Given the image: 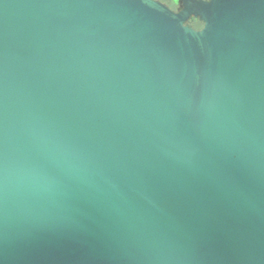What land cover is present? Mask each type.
Instances as JSON below:
<instances>
[{"label":"water","instance_id":"obj_1","mask_svg":"<svg viewBox=\"0 0 264 264\" xmlns=\"http://www.w3.org/2000/svg\"><path fill=\"white\" fill-rule=\"evenodd\" d=\"M178 5L0 0V264H264V0Z\"/></svg>","mask_w":264,"mask_h":264},{"label":"flooded vegetation","instance_id":"obj_2","mask_svg":"<svg viewBox=\"0 0 264 264\" xmlns=\"http://www.w3.org/2000/svg\"><path fill=\"white\" fill-rule=\"evenodd\" d=\"M156 1H159L167 5L173 11H178L179 9L177 0H156ZM190 23L194 26L195 29H201L203 27V24L199 23L196 20L190 21Z\"/></svg>","mask_w":264,"mask_h":264},{"label":"snow or ice","instance_id":"obj_3","mask_svg":"<svg viewBox=\"0 0 264 264\" xmlns=\"http://www.w3.org/2000/svg\"><path fill=\"white\" fill-rule=\"evenodd\" d=\"M177 2H178V0H177Z\"/></svg>","mask_w":264,"mask_h":264}]
</instances>
